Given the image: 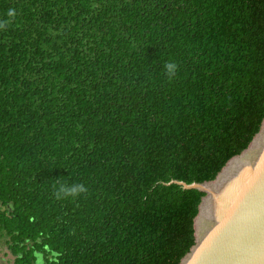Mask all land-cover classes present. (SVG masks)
<instances>
[{"label":"trees","instance_id":"obj_1","mask_svg":"<svg viewBox=\"0 0 264 264\" xmlns=\"http://www.w3.org/2000/svg\"><path fill=\"white\" fill-rule=\"evenodd\" d=\"M4 20L13 263L179 264L205 193L174 181L213 180L264 118V0H0ZM61 183L88 191L57 199Z\"/></svg>","mask_w":264,"mask_h":264},{"label":"water","instance_id":"obj_2","mask_svg":"<svg viewBox=\"0 0 264 264\" xmlns=\"http://www.w3.org/2000/svg\"><path fill=\"white\" fill-rule=\"evenodd\" d=\"M263 128L264 118L248 146L231 157L213 180L174 181L184 189L205 193L194 217V244L179 264H264ZM256 143L251 162L236 170L227 186L213 193L207 190L208 184L216 181L231 162L244 156Z\"/></svg>","mask_w":264,"mask_h":264},{"label":"clouds","instance_id":"obj_3","mask_svg":"<svg viewBox=\"0 0 264 264\" xmlns=\"http://www.w3.org/2000/svg\"><path fill=\"white\" fill-rule=\"evenodd\" d=\"M7 16L10 18H14L16 16V10L14 8H10L7 11ZM8 23H9L8 20L0 21V29L6 28ZM164 68L166 75H168L169 78L171 79L172 77L175 76L178 66L174 62H168L164 65ZM87 191L88 189L84 184L67 185L61 183L59 185V188L55 191L54 195L57 199H63L67 197L75 198L80 194L86 193ZM30 219L34 221L35 218L32 217Z\"/></svg>","mask_w":264,"mask_h":264},{"label":"bare ground","instance_id":"obj_4","mask_svg":"<svg viewBox=\"0 0 264 264\" xmlns=\"http://www.w3.org/2000/svg\"><path fill=\"white\" fill-rule=\"evenodd\" d=\"M263 132H264V129H263ZM264 133H262V135H263ZM257 144L258 143H256V144H254L253 146H252V148L250 149V151L249 152H247L243 157H241V158H238V159H236L233 163H231L230 165H229V167H228V169L219 177V179H218V181H217V183H219L220 182V180H221V178L222 177H224V176H226L227 174V176L224 178V180H223V182H222V185L220 186V188H216L215 186L217 185V183H214V182H212V183H210V184H208L207 186H206V188H207V190H209V191H211V193H213V192H217V191H220V189L224 186H227V184L231 181V178H232V176L234 175V172L236 171V170H238L240 167H242L243 165L245 166L246 164L248 165L250 162H251V160H252V158H251V156L250 157H248L247 159H245V160H243L246 156H248V154L257 146ZM253 155V154H252ZM243 160V161H242ZM238 161H242L240 164H238V165H236L232 170H231V168L234 166V164L235 163H237ZM231 170V171H230ZM226 183V184H225ZM207 201V200H206ZM206 203V202H205ZM198 237H200V235H199V231H198Z\"/></svg>","mask_w":264,"mask_h":264},{"label":"rangeland","instance_id":"obj_5","mask_svg":"<svg viewBox=\"0 0 264 264\" xmlns=\"http://www.w3.org/2000/svg\"><path fill=\"white\" fill-rule=\"evenodd\" d=\"M0 264H14L13 256L8 252L4 237L0 236Z\"/></svg>","mask_w":264,"mask_h":264}]
</instances>
